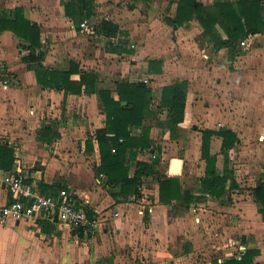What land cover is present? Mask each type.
I'll list each match as a JSON object with an SVG mask.
<instances>
[{"label":"crops","instance_id":"crops-1","mask_svg":"<svg viewBox=\"0 0 264 264\" xmlns=\"http://www.w3.org/2000/svg\"><path fill=\"white\" fill-rule=\"evenodd\" d=\"M198 1L213 6L237 0ZM70 2L0 0V21L22 8L41 28V45L34 51L0 28V146L12 150L14 160L9 171L0 168V204L11 199L5 177L17 173L43 193L63 188L74 193L90 212L89 222L73 227L49 219L0 221V264H224L252 249L258 250L253 264H264V216L253 196L264 182V29L242 38L232 51L216 48L197 19L170 24L178 0H95L92 15L79 23L66 16ZM103 22L117 26L116 35L102 33ZM33 53L37 60L30 59ZM72 63L79 67L73 80L82 72L99 75L95 92L74 94L39 84L38 71L69 70ZM123 82L145 83L152 91L143 125L129 128L134 137L149 128L152 140L137 158H128L130 178L141 160L155 162L157 170L154 177H143L138 194L98 172L97 132L107 126L100 92L119 100L117 84ZM180 82L185 115L172 135L170 113L161 103L164 88ZM204 129L231 130L238 137L226 154L223 138L211 139L219 173L228 166L238 184L233 188L229 181L222 198L202 187ZM183 135L196 138L183 139V146L197 147L198 160L166 152ZM175 160L181 161L178 174L172 172ZM198 163L202 173L196 181ZM173 176L191 193L188 202L161 201L159 181Z\"/></svg>","mask_w":264,"mask_h":264},{"label":"trees","instance_id":"trees-1","mask_svg":"<svg viewBox=\"0 0 264 264\" xmlns=\"http://www.w3.org/2000/svg\"><path fill=\"white\" fill-rule=\"evenodd\" d=\"M94 1L71 0L66 7V16L75 23L81 22L85 17L92 15ZM193 19H197L203 28L202 35L211 39L216 48L228 47L235 51L242 38L264 29V4L263 0H237L235 2L216 1L213 6H206L198 0H178L176 14L174 17H168L167 21L176 26L184 25ZM0 28L1 30L13 31L18 38L28 42L33 51L41 45L40 26L25 18L22 8L16 9L14 18L2 19ZM100 29L103 31L102 33L108 36L117 33V26L108 22H103ZM220 32L225 33L226 39L222 37ZM30 59L37 60L34 53ZM152 63L161 64V62ZM76 73H79V67L72 63L69 70H40L37 72V78L39 84L63 87L67 93L95 92L99 75L94 72H82L79 80H73L72 76ZM183 84L181 82L175 83L166 86L163 90L161 106L170 113L168 127L172 135L175 134L180 123L184 121L186 90ZM117 91L119 100L112 98L110 91L100 92V98L107 113V126L97 132L102 156V165L98 172L105 173L109 177L110 183H122L123 190L138 194L143 183V177H154L157 170L155 162L141 160L137 162L138 168L130 178L128 158H137L138 151L148 149L152 145V140L149 128H144L141 137L132 136L129 128L143 125L152 102V91L145 83L141 82L118 83ZM108 131L113 134L108 135ZM214 135L223 138V154H226L235 145L238 137L231 130L204 129L201 131V156L206 163L202 187L211 196L222 198L229 181H231L233 188L237 187L238 184L234 171L228 166H224L223 174L219 173L218 157L211 153V139ZM13 162L12 150L0 146V168L9 171ZM159 184L162 202H188L192 198L189 191H183L178 176L164 177L160 179ZM253 196L255 202L261 206L259 210L264 216V182L259 183L253 189ZM88 216L90 218L89 211ZM257 254L258 250L252 249L247 251L241 260L234 258L224 264H253Z\"/></svg>","mask_w":264,"mask_h":264},{"label":"built area","instance_id":"built-area-1","mask_svg":"<svg viewBox=\"0 0 264 264\" xmlns=\"http://www.w3.org/2000/svg\"><path fill=\"white\" fill-rule=\"evenodd\" d=\"M86 24L87 21L82 27ZM4 84H8V81L5 80ZM4 183L11 199L8 203L0 204V221L3 223L49 219L78 227L89 222L87 208L68 189H60L54 194L43 193L17 173L6 176ZM115 215L119 216L120 213L116 212Z\"/></svg>","mask_w":264,"mask_h":264},{"label":"rangeland","instance_id":"rangeland-1","mask_svg":"<svg viewBox=\"0 0 264 264\" xmlns=\"http://www.w3.org/2000/svg\"><path fill=\"white\" fill-rule=\"evenodd\" d=\"M183 139H187V141H190L192 140L193 142H195L196 138H190L188 136H185L183 135L182 136V139L181 141L177 142V144H173V146H168L166 152L168 153V155L172 156V157H182L183 160H188V158H191L193 159L194 161L198 160L199 159V156H200V153H199V150L197 147L195 148H191L190 150H186L184 148L185 144H184V140ZM184 145V146H183ZM219 146H220V143L217 142V140L214 141V151L217 152L219 150ZM162 167V170H165L167 169V165H161ZM197 167V170L194 171V179L196 181L199 180V178L201 177V171H200V168H201V164L198 163V166ZM165 168V169H163ZM192 171V170H191ZM163 172H166V171H163ZM193 173V172H192Z\"/></svg>","mask_w":264,"mask_h":264},{"label":"water","instance_id":"water-1","mask_svg":"<svg viewBox=\"0 0 264 264\" xmlns=\"http://www.w3.org/2000/svg\"><path fill=\"white\" fill-rule=\"evenodd\" d=\"M181 169V161L180 160H175L172 164V172L174 174H178Z\"/></svg>","mask_w":264,"mask_h":264}]
</instances>
